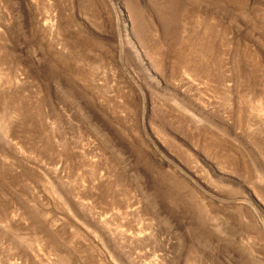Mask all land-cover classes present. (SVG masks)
Here are the masks:
<instances>
[{"label": "rangeland", "instance_id": "rangeland-1", "mask_svg": "<svg viewBox=\"0 0 264 264\" xmlns=\"http://www.w3.org/2000/svg\"><path fill=\"white\" fill-rule=\"evenodd\" d=\"M0 264H264V0H0Z\"/></svg>", "mask_w": 264, "mask_h": 264}]
</instances>
